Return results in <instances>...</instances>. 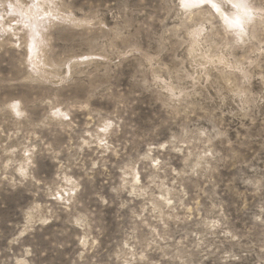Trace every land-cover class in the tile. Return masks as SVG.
Returning a JSON list of instances; mask_svg holds the SVG:
<instances>
[{
	"label": "rangeland",
	"instance_id": "374dc122",
	"mask_svg": "<svg viewBox=\"0 0 264 264\" xmlns=\"http://www.w3.org/2000/svg\"><path fill=\"white\" fill-rule=\"evenodd\" d=\"M11 6L0 264H264V0Z\"/></svg>",
	"mask_w": 264,
	"mask_h": 264
},
{
	"label": "bare ground",
	"instance_id": "6f19581e",
	"mask_svg": "<svg viewBox=\"0 0 264 264\" xmlns=\"http://www.w3.org/2000/svg\"><path fill=\"white\" fill-rule=\"evenodd\" d=\"M0 1L5 4L7 0H0ZM8 1H10V0H8ZM11 1L13 3V6H11L12 9H16V7H17V8H19V10H24L25 13H33L32 15H35V12L36 11L42 10L44 8V4H45V0H37V3L35 2L33 6L30 5L31 2H32L30 0H11ZM202 1H206V0H202ZM14 6H16V7H14ZM227 14H228V11H227ZM228 15H230V14H228ZM234 17L235 16H231L230 15V18L231 19H233ZM223 18L226 19L225 16H223ZM4 20H6V18H4V19L2 18V20H0V21H4ZM3 30H4V34L3 35H9V36H11V34H9L10 29L3 28Z\"/></svg>",
	"mask_w": 264,
	"mask_h": 264
},
{
	"label": "snow or ice",
	"instance_id": "6c2138e0",
	"mask_svg": "<svg viewBox=\"0 0 264 264\" xmlns=\"http://www.w3.org/2000/svg\"><path fill=\"white\" fill-rule=\"evenodd\" d=\"M206 2H211V0H206ZM213 6H215V5L213 4Z\"/></svg>",
	"mask_w": 264,
	"mask_h": 264
}]
</instances>
